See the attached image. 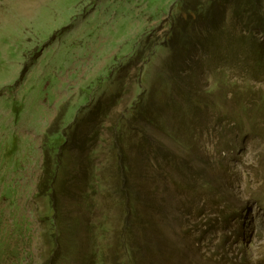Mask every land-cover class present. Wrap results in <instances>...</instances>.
<instances>
[{
    "label": "rangeland",
    "instance_id": "obj_1",
    "mask_svg": "<svg viewBox=\"0 0 264 264\" xmlns=\"http://www.w3.org/2000/svg\"><path fill=\"white\" fill-rule=\"evenodd\" d=\"M178 3L0 0V264H42L53 235L56 264H85L94 241L113 245L116 234L126 236L121 199L97 195L82 180L85 168L107 167L108 146H93L91 158L83 148L92 142L65 153L53 215L48 199L36 194L42 151L56 150L63 132L70 141L78 109L120 83L115 114L139 92L156 98L171 87L178 73L168 74L164 46L126 66L147 36L167 29L164 20ZM207 72H193L191 85L181 81L179 88L202 98ZM224 74L209 96L213 112L208 105L181 113L167 106L164 122L147 125L155 150L146 158V181L137 180L142 199H133L130 231L137 245L152 246L154 258L144 264H264V72L257 79H244L239 69ZM112 257L106 264L118 263Z\"/></svg>",
    "mask_w": 264,
    "mask_h": 264
},
{
    "label": "trees",
    "instance_id": "obj_2",
    "mask_svg": "<svg viewBox=\"0 0 264 264\" xmlns=\"http://www.w3.org/2000/svg\"><path fill=\"white\" fill-rule=\"evenodd\" d=\"M263 1L179 0L177 13L169 15L164 20L168 24L167 29L160 36L151 39L150 35L147 36L135 54L129 57L131 60L126 66L127 68L138 60L144 63L156 46H164L169 50L168 59L164 63L168 68V74L175 72L177 76L178 73L176 79L172 81L173 84L170 82L172 78H168L171 87L159 90L156 98L148 96L144 99L143 92H139L130 105L123 106L120 112L115 114L112 110L116 111L115 108L123 95L120 83L112 93L100 97L94 106L86 110L84 107L78 109L70 123V141L67 133L63 132L62 141L54 147L56 150L52 152L51 149H43L36 194L48 199L50 215H53L55 211L53 200L67 157L65 153L75 146L83 148L84 142H92V146L83 148L89 149L87 157L91 158V152L94 153L96 150L93 146L96 147L102 141L108 146L105 156L108 161L107 167L100 168L94 164L85 168L86 173L82 180L84 179L86 185L89 182V188L92 192H97V195L102 194L110 199L115 195V198L121 199L119 202L122 205L126 236L116 234L113 245L94 241L91 246L93 251L85 260V264H106L108 257L112 255L114 256L112 258L118 261L117 264H144L142 261L151 262V258H154L152 246L137 245L133 242L131 233L135 225L131 227L133 216H137L138 211L133 199L136 197L139 201L142 199L138 183L146 181L147 175H143L147 170L146 158H150L149 153L155 150L153 146L155 139L151 140V136L148 135L147 125L164 122L161 121V110L167 106L181 113L185 111L187 105L195 108L202 106V110L208 105L213 112L217 104L213 99L210 101L209 96L213 95V89L227 78L224 74L227 68L239 69L244 79L248 76L257 79L259 74L264 72ZM185 64H189L191 69L182 77L180 74L187 72L184 71ZM140 70L138 67L137 86L140 83ZM198 70L208 71L207 74L204 73L207 75L208 90L204 91L207 93H203L202 98L201 95H193L188 87L179 88L181 81L185 82V85L190 84L192 73ZM244 82L246 83L245 80ZM234 84L232 82V85ZM174 92L178 94V98ZM102 128L107 130V135L100 132ZM83 149H80V153H83ZM104 179L110 182L109 188L104 186ZM138 179L140 181H137ZM45 217L49 218L46 215ZM51 222L54 223V220ZM153 225L154 223L152 227ZM113 230L117 232L114 226L112 232ZM102 234L100 231L98 236ZM116 237H119L117 241ZM57 244L59 239L53 235L51 249L48 251L49 257L42 264L58 262L61 255ZM148 254L151 256L148 257Z\"/></svg>",
    "mask_w": 264,
    "mask_h": 264
}]
</instances>
